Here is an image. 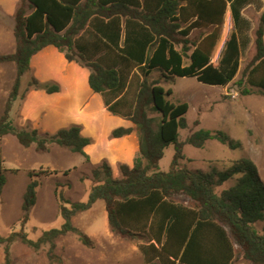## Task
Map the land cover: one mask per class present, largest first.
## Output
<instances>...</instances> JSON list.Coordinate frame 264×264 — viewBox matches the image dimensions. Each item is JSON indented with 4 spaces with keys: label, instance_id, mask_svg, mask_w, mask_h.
Masks as SVG:
<instances>
[{
    "label": "trees",
    "instance_id": "obj_1",
    "mask_svg": "<svg viewBox=\"0 0 264 264\" xmlns=\"http://www.w3.org/2000/svg\"><path fill=\"white\" fill-rule=\"evenodd\" d=\"M255 1L22 0L15 13V52L0 54V64L14 63L17 69L0 118V137L14 135L23 147L35 144L42 151L54 144L89 160L85 149L92 141L82 135L80 126L41 135L37 129H19L10 115L15 102L30 89L47 94L60 91L58 84H43L32 77L20 95L21 80L30 71L32 58L53 46L67 61L90 71L89 86L104 97L110 113L128 117L134 127H120L113 136L136 133L138 157L132 167L120 166V178L113 176L107 163L93 169L95 185L87 202H71L59 194L62 228L46 231L36 241L29 239L25 229L37 203L40 176L46 172H30L20 230L7 237L0 235L3 264H13L11 247L17 241L34 251L49 245L48 259L53 264L63 263L55 253L56 241L63 236L75 234L83 245L92 246L91 238L76 228L72 219L99 200L105 203L114 234L147 238L148 244L140 248L146 264H264V231L256 228V224H264V183L257 166L243 159L228 170L213 173L180 167L185 145L203 148L207 141L217 140L236 149L241 143L223 131L206 129L180 141V131L188 128L189 105L172 102L173 91L162 86L175 77L196 78L219 87L233 82L240 70L242 48L247 45L246 40L242 42L244 32L250 27L242 11ZM228 9L234 31L215 66L211 59ZM209 28L212 32L189 55L192 31ZM255 46L243 95L254 89L264 95V13ZM154 73L160 78H154ZM133 80L137 88L130 102L125 95ZM171 144L175 147L173 163L164 172L158 163ZM232 179V187L216 192ZM6 181L5 170L0 169V196ZM176 196H185L193 205L175 201Z\"/></svg>",
    "mask_w": 264,
    "mask_h": 264
},
{
    "label": "rangeland",
    "instance_id": "obj_2",
    "mask_svg": "<svg viewBox=\"0 0 264 264\" xmlns=\"http://www.w3.org/2000/svg\"><path fill=\"white\" fill-rule=\"evenodd\" d=\"M21 4L22 0H0V54L15 52L14 13ZM263 13L264 0H256L243 11L244 18L250 24L242 39V42L246 40L247 45L242 48L239 73L227 87L208 86L198 83L195 78L187 77H175L170 82L162 83L165 89L173 91L170 97L172 102L188 103L190 107L186 115L188 128L180 131V141L184 142L192 133L206 129L213 132L223 131L241 143V147L236 149H231L217 140L207 141L203 148L185 145V159L179 161L180 167L213 173L228 170L240 160L250 159L257 166L259 177L264 183V95L256 89L250 95L242 94V90L247 86L250 63L256 55V30ZM209 31L211 29L194 31L189 38L190 43L198 44ZM233 31L234 22L231 11L228 10L213 53L214 64L219 63L221 53ZM85 36L87 37V34ZM61 56L59 53H48L45 57L42 53L33 58L30 71L22 77L20 95L25 93L32 77L43 84L52 83L50 80L42 81L41 75L38 78L34 68L43 66L46 59L57 64L62 59ZM58 68V72L63 71L66 77L68 70L62 66ZM42 76L45 77L44 72ZM153 77L160 78V74L154 73ZM16 78L17 69L14 63L0 64V118L5 112ZM136 88V80H133L125 95L128 101H132ZM33 91L34 89H30L25 93V97L17 100L13 106L10 115L16 127L25 130L37 129L44 135L55 134L59 130L78 125L82 134L92 141L86 149L89 156L87 160L80 154H74L54 144L42 151L35 144L28 148L23 147L14 135L0 137V169L5 170L7 179L0 196V235L7 237L20 230L23 196L30 182L29 173L46 172L40 176L37 203L30 212V220L25 229L29 239L36 241L44 232L62 228L64 221L60 216L59 194L71 202H87L91 188L95 185L93 169L107 163L113 170V176L120 178V166L132 165L138 157V142L136 133L129 137L113 136L114 130L133 125L125 115L110 113L112 118L117 119L108 118L105 115V103L100 102L97 97L99 95L95 93H92L96 99L91 100L89 114L84 110L79 112L64 110L59 106L51 107L52 104L48 107L39 106L40 109H37L36 103L41 101V98L28 99ZM100 97L104 102V97ZM36 112H40L38 118ZM73 113L89 114V119L93 122L89 125L94 127L88 132L90 134L83 131L87 129L86 124L81 126L72 121ZM174 154L175 147L171 144L165 149L164 156L158 163L159 170L167 172L171 169ZM67 170H70L68 175L65 174ZM234 184L235 179L228 180L217 187L216 192L221 193ZM174 200L188 206L193 205L185 196H176ZM72 223L91 238L92 246L83 245L75 234L59 238L56 241L55 253L62 258V264H146V257L140 248L148 244L147 238L114 234L108 224L104 201L99 200L90 210L77 214ZM256 228L262 232L264 224L258 223ZM48 250L49 245L40 251H34L17 241L11 247L13 264H53L48 259ZM3 262L4 252L0 247V264Z\"/></svg>",
    "mask_w": 264,
    "mask_h": 264
},
{
    "label": "crops",
    "instance_id": "obj_3",
    "mask_svg": "<svg viewBox=\"0 0 264 264\" xmlns=\"http://www.w3.org/2000/svg\"><path fill=\"white\" fill-rule=\"evenodd\" d=\"M248 6H250V5H248ZM228 10H230V9H228ZM228 10H227V12H228ZM243 11H242V15H243ZM243 17H244V15H243ZM209 29H211V31H209L205 36H203L198 44L189 43L188 47L190 48V46H191L190 51L188 52L189 55L192 53V51H194L196 49L197 46H199V44L203 41V39L212 32V28H209ZM197 30L200 31V30H208V29H195L194 31H197ZM194 31H192V33ZM192 33H191V35H192ZM191 35H190V37H191ZM180 48L178 47V49H180ZM42 53L45 57L48 53H52V54L53 53H59L62 55L61 56L62 59H60V61L57 64L50 59H46L43 63L44 65L41 66L40 68H38V67L34 68V65H33V68L37 70V71H35V75L38 78H39V75H41L40 79L42 81H46V80L49 81L50 80V81H52V83L58 84L60 86L61 90L55 94H47L43 90H34L31 93V95L28 97V99L30 97H32L35 100L37 97L41 98V101H38L36 103L37 109L39 108V106L48 107L52 104L51 107L56 106V108H57V106H59V107H62V109H64V110H78L79 112H83V110H84V112L87 111L90 114L91 113L90 107L92 106L91 100L96 99L95 98L96 96L92 94V93H94L93 90L89 86L90 71L87 68H83V67L79 66L75 62L67 61L64 54L59 52L53 46L46 47L45 49L40 51L38 54H36L33 58H35L37 55L42 54ZM212 57H213V55H212ZM33 58H32V60H33ZM188 62H189V59H188ZM188 62H186V63H188ZM211 63L214 64L213 59H211ZM214 65L217 66L218 64L217 65L214 64ZM59 66L65 67L66 70H68L67 71L68 73H66V77L64 76L65 74L63 73V71L61 73L58 72V71H60V69L58 68ZM43 72L45 74V77L42 76ZM60 75L62 76L61 77L62 80L59 77ZM198 83H200V82H198ZM201 84H203V83H201ZM208 86H210V85H208ZM223 88H225V87H223ZM95 94H97V93H95ZM97 95H99V96H97L100 99L99 101L104 103L101 100V97H100L101 95L100 94H97ZM97 103H98V101H97ZM104 106H105V104H104ZM39 114H40V112L35 113L37 118H38V116H40ZM76 114H78V113L71 114V116L72 115L74 116V117H72V121L75 123L76 122L79 123L81 126L86 124L87 129L85 128L86 130H83V131H85V133H87V134H90L88 132H90L92 130V128H94V127H93V125H89V123L90 124L93 123L89 119V118H91L89 116V114L88 113H87L88 115H76ZM105 115L112 120L117 119V118L111 117L113 115L110 114V112L106 109V107H105ZM130 127H126V128H130ZM132 127H134V125ZM126 141H128V140H126ZM86 149H85V151H86ZM86 153H87V151H86ZM133 164L128 165V166L132 167ZM125 165H127V164H125Z\"/></svg>",
    "mask_w": 264,
    "mask_h": 264
}]
</instances>
